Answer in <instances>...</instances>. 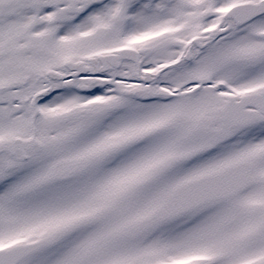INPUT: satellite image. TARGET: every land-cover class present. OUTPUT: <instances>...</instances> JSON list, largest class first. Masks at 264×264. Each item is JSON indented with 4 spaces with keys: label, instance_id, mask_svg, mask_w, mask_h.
Listing matches in <instances>:
<instances>
[{
    "label": "snow or ice",
    "instance_id": "6c2138e0",
    "mask_svg": "<svg viewBox=\"0 0 264 264\" xmlns=\"http://www.w3.org/2000/svg\"><path fill=\"white\" fill-rule=\"evenodd\" d=\"M0 264H264V0H0Z\"/></svg>",
    "mask_w": 264,
    "mask_h": 264
}]
</instances>
